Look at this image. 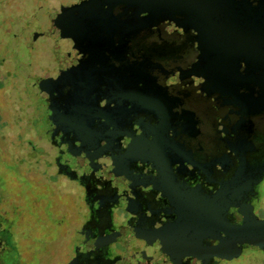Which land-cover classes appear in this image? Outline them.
I'll use <instances>...</instances> for the list:
<instances>
[{"label": "flooded vegetation", "instance_id": "obj_1", "mask_svg": "<svg viewBox=\"0 0 264 264\" xmlns=\"http://www.w3.org/2000/svg\"><path fill=\"white\" fill-rule=\"evenodd\" d=\"M45 3L65 45L40 58L33 86L56 171L87 209L71 264L264 256V0ZM74 106L112 120L92 171L87 145L55 123Z\"/></svg>", "mask_w": 264, "mask_h": 264}, {"label": "rangeland", "instance_id": "obj_2", "mask_svg": "<svg viewBox=\"0 0 264 264\" xmlns=\"http://www.w3.org/2000/svg\"><path fill=\"white\" fill-rule=\"evenodd\" d=\"M30 1L0 0V264H71L84 192L56 171L45 103L33 86L44 75L40 58L65 40L54 42L46 29L53 21L45 0ZM220 264H264V256L245 250Z\"/></svg>", "mask_w": 264, "mask_h": 264}, {"label": "water", "instance_id": "obj_3", "mask_svg": "<svg viewBox=\"0 0 264 264\" xmlns=\"http://www.w3.org/2000/svg\"><path fill=\"white\" fill-rule=\"evenodd\" d=\"M47 10H50V8ZM62 23H63V14H62V10H60L59 14L55 17L54 25L57 27H62L63 26ZM43 89H44V94L48 96V91H49L48 87L46 86ZM133 96H136L138 97V99H141V95L136 92L133 93ZM97 111L99 110L93 109L91 110V113H96ZM104 111L105 110H102V112ZM121 111L122 110H118L117 112H121ZM71 113H72L70 114L71 117L64 119L65 116L62 115V113L57 112L56 117L59 119L55 121V123L58 125H66L68 128L71 129L73 136L75 137L76 141L81 144V146L87 145V148L85 147L86 150H82V148L84 147H79L77 148L78 151L77 149L76 151L77 152L81 151V153H83L82 154L83 157L88 162L87 169L89 171H92L96 166L95 162L96 161L101 162L104 159L103 158L104 151L98 148L101 142L100 135L104 134L105 131L109 130L108 123L112 122V120L111 118L109 119L105 117H102L101 119L100 118L90 119L88 118V115H90L88 111H85L84 113L80 108L78 109L76 106H74V108L71 109ZM118 118L120 119L119 116ZM101 128L102 130H100ZM104 136L107 137V135L105 134Z\"/></svg>", "mask_w": 264, "mask_h": 264}]
</instances>
